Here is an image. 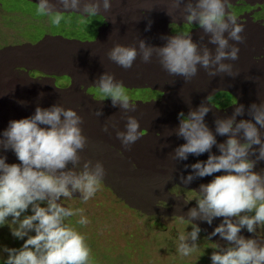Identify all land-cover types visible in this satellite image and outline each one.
<instances>
[{
    "label": "clouds",
    "instance_id": "obj_1",
    "mask_svg": "<svg viewBox=\"0 0 264 264\" xmlns=\"http://www.w3.org/2000/svg\"><path fill=\"white\" fill-rule=\"evenodd\" d=\"M258 5L264 3L0 0V61H9L11 42L17 44L0 87L15 71L36 70L33 57L44 53L49 69L62 73L69 104L73 93L76 107L97 121L94 128L107 109L114 114L110 130L94 129L96 137L83 155L97 156L94 162L82 161L88 140L83 119L72 108L37 107L0 132V152L16 158L0 155V264H173L176 255L196 253L200 232L212 242L207 264H264V102L258 104L255 96L264 91L241 89L249 94L250 118L239 121L243 105L219 116L236 101L222 84L215 83L217 91L187 115L178 113L180 98L174 94L189 91L188 82L201 69L211 78L234 76L236 45L247 38L243 17L251 14L250 24L264 28V19L252 18ZM173 26L180 30H160ZM196 31H202L198 43L190 34ZM205 36L214 48L203 45ZM251 50L264 62L263 40ZM193 96L184 92L180 100L197 104L189 100ZM145 118L153 120L154 130L143 128L150 123ZM177 125L175 133H163L184 140L172 161L142 153L147 167H135L132 156L123 165L111 162L106 156L112 150L100 141L109 138L125 150L133 145L144 151V140L152 139L157 127L171 131ZM156 177L162 189L153 182ZM97 193L110 203L88 208ZM122 206L138 220L118 231L107 216H121ZM165 235L172 246L163 245ZM7 241L11 248L4 246Z\"/></svg>",
    "mask_w": 264,
    "mask_h": 264
},
{
    "label": "rangeland",
    "instance_id": "obj_2",
    "mask_svg": "<svg viewBox=\"0 0 264 264\" xmlns=\"http://www.w3.org/2000/svg\"><path fill=\"white\" fill-rule=\"evenodd\" d=\"M249 1H250L251 4L264 3L263 0H249ZM237 2H239V1H237ZM230 4H232L231 1H230ZM238 8H240V7L239 6H235L234 7V9H237V11H235V13L239 12ZM257 8L260 9V12H257L256 14H254V16L252 18L254 20H256V19L257 20L264 19V16H263V14H264V5H258ZM257 8H256V10H257ZM241 10L242 11H246L244 8H241ZM258 14L261 15V16L258 17ZM250 15H247L248 17L247 16L243 17L244 20H245V23H244L245 27L244 28H245V32L246 33L243 32L242 36L243 37L247 36V38L246 37L244 38V43L243 44L236 45L240 49V51H239V59H238L240 61V64L237 63L238 60L233 63L232 72H233L234 76L223 75L222 77L219 76L220 77L219 79L214 78V77L211 78L210 76H208L206 74V72L204 70L201 69L200 71H198L197 76L194 77L192 80H190V82H188L189 91H187V89H184V90H177L174 93V94H176L177 98L183 99V93L184 92H188V95H194V97L193 98L192 97L189 98V100L190 101H194V98H195L196 101H197V104H196V102H194V103L193 102H189L188 105H184L185 103L182 104L181 100L179 99L178 103H179V107L180 108L178 109V113L184 112V114L187 115L189 110H190V108L191 109H195L198 104L200 105L201 103L207 102L206 101V99H207L206 97L210 98L217 91L216 84H220V85L222 84V86L223 85L226 86V89L230 93H232L233 96L236 98V101L234 103L236 105L233 104V106L229 107L228 109L220 110L221 112H218L219 116H221L220 118H225L227 116H230L232 114V112L234 111V107L238 106V105H243L244 106L245 115L242 116V117L238 116L237 117V121H239L240 119H246L247 117L250 118L247 115V109H248V107L250 105H248L249 102L245 100L246 99L245 97L249 96V94H247V95L245 94L244 95V93L241 91V89H246L248 92H250V94H251V92L252 93L256 92L259 89H260L259 91H264V88H263L264 87V74L261 73V70H263L262 67L264 65V62H261L259 59H257L254 56H253L254 58H252V50H251L254 47L255 44L256 45H260L261 41L262 40L264 41V37H263L264 33H262V31H261V30H264V28H262L260 25L250 24V22H249V21H251ZM183 27H187V26L186 25H182L181 29ZM160 30L165 34L167 32L174 31V30L176 32L177 30H180V27H178V26H173V27H170V28L169 27L168 28L167 27H165V28L164 27H160ZM168 30H170V31H168ZM196 32H193V33H190V34H191L192 38H194L193 41L198 43V42L201 41L200 40V36H201L200 33H202V31H199L197 33ZM254 32L256 33V35H255ZM155 37L157 39H159V40H162V36L158 32L155 34ZM164 39L166 40V37H164ZM256 39H258V41ZM207 41H208V37L205 36L204 39L202 40L203 45L209 47L210 49L214 48V46L208 44ZM11 58H13V57H11ZM33 62L35 64L39 65V63L43 62V59H39L37 57H33ZM4 74H5L4 71H0V76H3ZM239 75H241V76H239ZM245 79H247V80H245ZM259 85L261 87H259ZM64 86L65 85H63V88H64ZM190 86L192 88H193V86L195 87V88H193V91H192V88ZM201 86H202V88H201ZM3 87H4V85H3ZM1 89H2V87H0V96L1 95L3 96V93H2ZM241 96H243V97H241ZM255 96H257V95L255 94ZM200 97H204V99L200 100ZM256 99H257V101L259 100L258 104L260 102H264V93H258V96L256 97ZM73 102H74V97H72V103ZM81 111L82 112H81L80 116L82 117L83 124H84L83 127H82L83 128V133H95L94 129L99 131V133H105V132L101 131L105 127V125H107L108 129L110 130V128H111V126L113 124V121H114V114H113L111 108L107 109L104 112V115L102 117L103 123L102 124H96L95 128H94V124L97 123V121L96 120H92V118H90L89 112H86L84 107H81ZM178 113H177V116H176V120H178L177 119ZM94 115H95V112H94ZM216 118H217L216 116H213L212 123H214ZM146 120L149 121L150 123L144 124L143 128L147 129L150 132L153 129V125L152 124L154 122L150 118H147ZM177 127H178V125L176 127H174L171 131H164V130L160 129L159 127H157L156 128V132H154L155 134L153 135L152 139L144 140L145 147H146L144 151H140L139 149L135 148L133 145H131L128 150H125L121 145H119V146L118 145H114L109 138H105V139H103L101 141L103 143H105L106 145H108V146H106V145H104V146H106L110 150H112V151L109 152L108 156H106L102 152V146L103 145H100L98 147V142H96V145L100 149L102 154H104L106 157H108L109 160L111 162H113V163L114 162H118V163L123 165V164H125V160L133 157L134 162H136V163L133 164L135 167L142 168L141 165L144 166V167H147V165L145 163H143L142 161L146 160L148 158V156L144 155L142 153L154 155L153 159H155V160L170 162V161H172V155H173L172 151H174L173 149H175L176 147L180 146L184 142V140L182 138H180L179 141H177L175 135L171 134V135L163 136V133H175L174 129H176ZM167 138L169 140L167 142H164V140L167 139ZM219 139L223 141L225 139V137H220L219 136ZM98 148H97V150H98ZM88 149H89V144H87V146L85 147L84 151L80 153L82 161L83 160H92L94 162L95 159L97 158V156L92 157L90 159H83V155H84L85 151L88 150ZM127 152H129L130 154L127 153ZM2 153L3 154H7L8 158H9V161L14 162V160H16L14 153H12L11 151L2 152ZM70 167H71V165L69 166V168ZM153 182H155L158 185V187H160V189L163 188V184H162L161 179L159 177L154 178ZM165 199H166V201L169 200V198H165ZM110 200H111L110 197L107 198L106 195H100V194L97 193L96 196L93 199H91L86 204V206L88 208H90V209H93V205L92 204L95 203L97 206L106 205V204L110 203ZM149 206H150V204H149ZM122 208L124 209V212H123V214L121 216L113 218L111 213L107 216L108 219H112L113 227L116 230H118V231H123L126 228H130V227L135 226L136 222L138 220V217H136V215H134L133 213L132 214L128 213V209L125 206H122ZM184 228H185V225L181 224V229L184 230ZM189 228H190V226H189ZM187 229L188 228H186L185 230L187 231ZM198 240H199L198 247L199 246L200 247L197 249L196 253L193 254V256H191L189 258H183L182 259V258L178 257L175 254L176 255V260L175 261L176 262L173 263V264H207L208 261H209V257H210V255L212 253V248H210L212 246V242L208 241L206 239L205 234H203L202 232H200ZM170 241H171V238L169 236L165 235L163 237V245H166L167 242H168L169 246H172ZM4 246H7V247L13 246L12 245V241H7ZM172 249H174V248H172ZM173 252L175 253V249L173 250Z\"/></svg>",
    "mask_w": 264,
    "mask_h": 264
},
{
    "label": "bare ground",
    "instance_id": "obj_3",
    "mask_svg": "<svg viewBox=\"0 0 264 264\" xmlns=\"http://www.w3.org/2000/svg\"><path fill=\"white\" fill-rule=\"evenodd\" d=\"M16 47H17V44L15 42H11V51L9 53V56H10L9 61H3V60L0 61V71H4V72L7 71L11 63L12 52ZM18 57H19V53L15 52L14 59H16V62H17ZM37 58L43 59V62L39 63L38 68L34 70L33 72L28 66H26L22 68L21 70H19L18 72L15 71V73L10 74V76L8 75L4 77L5 85L1 89L3 96L2 95L0 96V132L6 129L9 121L19 120V119L26 118V117L33 115L37 107L48 108L54 104H59L65 108H72L76 110L79 115L81 114L82 112L81 107H78V108L76 107L75 99H74V102L71 105H69V102L66 97V93L63 90L64 81L62 78V73L49 69L51 67V62L48 56L45 55L44 53H40ZM193 88L195 87L193 86ZM193 88H192V91H193ZM71 97H74L73 93L71 94ZM83 134L87 137L88 144L89 142L94 140L96 137V136H93L94 133H83ZM101 140L102 139L100 138V141ZM0 155H3V153L0 152ZM147 164L152 165V162L149 160Z\"/></svg>",
    "mask_w": 264,
    "mask_h": 264
}]
</instances>
